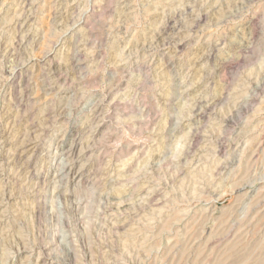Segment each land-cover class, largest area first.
I'll return each mask as SVG.
<instances>
[{
  "label": "rangeland",
  "instance_id": "obj_1",
  "mask_svg": "<svg viewBox=\"0 0 264 264\" xmlns=\"http://www.w3.org/2000/svg\"><path fill=\"white\" fill-rule=\"evenodd\" d=\"M0 264H264V0H0Z\"/></svg>",
  "mask_w": 264,
  "mask_h": 264
}]
</instances>
